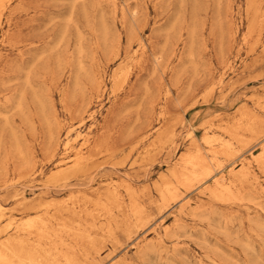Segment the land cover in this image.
Masks as SVG:
<instances>
[{
    "label": "rangeland",
    "instance_id": "rangeland-1",
    "mask_svg": "<svg viewBox=\"0 0 264 264\" xmlns=\"http://www.w3.org/2000/svg\"><path fill=\"white\" fill-rule=\"evenodd\" d=\"M3 1L0 166L8 169L0 175V226L41 211L26 209L30 204L55 203L49 225L51 232L61 231L39 240L30 235L25 255L40 264H66L59 258L67 252L78 256L74 264H264V192L258 191L264 188V165L256 160L260 149L251 133L239 131L245 134L239 146L252 178L240 183L263 208L221 203L201 188H182L184 198L165 207L157 190L172 179L191 137L204 149V124L213 125L211 134L229 138L222 127L241 112L264 119V0ZM123 67L128 72L122 86ZM94 77L102 82L95 84ZM196 91L200 95L193 97ZM160 109L167 117L159 127L174 136L151 153L155 137L137 141L158 124ZM19 142L22 154L16 151ZM75 155L89 158L86 170L67 171L50 182L57 169H70ZM72 196L80 201H70ZM85 247L93 252L88 257L82 255Z\"/></svg>",
    "mask_w": 264,
    "mask_h": 264
},
{
    "label": "bare ground",
    "instance_id": "bare-ground-1",
    "mask_svg": "<svg viewBox=\"0 0 264 264\" xmlns=\"http://www.w3.org/2000/svg\"><path fill=\"white\" fill-rule=\"evenodd\" d=\"M5 1V0H4ZM3 1V2H4ZM18 4V3H17ZM1 21V20H0ZM247 42V40H246ZM248 43V42H247ZM146 48V47H145ZM143 48V49H145ZM240 48V47H239ZM142 49V50H143ZM161 49V48H159ZM172 49V47H171ZM175 49V48H173ZM243 49V48H242ZM155 50V49H154ZM183 50V49H182ZM193 50V49H192ZM178 51V50H177ZM184 51V50H183ZM138 52V51H137ZM166 52V51H165ZM145 53V52H144ZM157 53V52H156ZM169 53V52H168ZM179 53V52H178ZM174 56H175V52H173ZM223 54V53H222ZM143 55V52L142 54ZM166 55V53L164 54ZM180 55V54H179ZM157 56V55H156ZM200 56V55H199ZM228 56V55H227ZM176 57V56H175ZM182 57V56H180ZM210 57V56H209ZM219 57V56H218ZM217 57V58H218ZM222 57V56H220ZM219 57V58H220ZM141 58V57H140ZM169 58V57H168ZM172 58V57H171ZM165 59V58H164ZM184 60V59H183ZM227 60V59H226ZM159 61V60H158ZM230 61V60H229ZM231 62V61H230ZM134 63V62H133ZM137 63V62H136ZM160 63V62H159ZM178 63V61H177ZM181 63V62H180ZM135 64V63H134ZM213 64V63H212ZM136 65V64H135ZM161 65V64H160ZM166 65V64H165ZM179 65V64H178ZM137 66V65H136ZM172 66V65H171ZM215 66V65H214ZM213 66V67H214ZM166 67V66H165ZM168 67V65H167ZM174 66H172L173 68ZM191 67V66H190ZM122 68V67H121ZM133 68V67H132ZM171 68V67H170ZM215 68V67H214ZM123 69H125L123 67ZM122 69V71H123ZM137 69V68H135ZM175 69V68H174ZM177 69V68H176ZM198 69V67H197ZM128 70V69H127ZM180 70V69H179ZM187 70V69H186ZM215 70V69H214ZM218 70V69H217ZM120 71V70H118ZM121 71V74L119 75V79L121 80L120 83H122V86L124 85L123 82L126 78V69L122 72ZM166 70L164 69V72ZM174 71V70H172ZM171 71V72H172ZM176 71V70H175ZM132 72H135L132 71ZM161 72V71H160ZM167 72V71H166ZM210 72V71H209ZM155 73V72H154ZM188 73V72H187ZM196 73V72H195ZM215 73V72H214ZM114 75L116 74L113 73ZM130 74V73H129ZM161 74V73H160ZM159 74V75H160ZM210 74V73H209ZM117 75V74H116ZM178 75V74H177ZM224 75V74H223ZM171 76V75H170ZM176 76V75H175ZM171 78V77H170ZM195 78V77H194ZM95 79V77H94ZM162 79V77H161ZM173 79V78H171ZM186 79V78H185ZM221 79V78H220ZM165 80V79H164ZM217 80V79H216ZM30 82V80H28ZM27 81V83H29ZM92 81L95 82V84L97 83H101L102 80H99L98 77ZM117 77H113L112 80H111V86H110V94L111 96L114 94V89H115V82H117ZM126 81V80H125ZM194 81V80H192ZM158 82V81H157ZM161 82V81H160ZM249 82V81H248ZM125 83V82H124ZM181 83V82H180ZM193 83V82H192ZM218 83V82H217ZM221 83V81H220ZM219 83V85H220ZM30 84V83H29ZM28 84V85H29ZM156 84V83H155ZM163 84V83H162ZM211 84V83H210ZM213 84V83H212ZM216 84V83H215ZM261 84V83H260ZM31 85V84H30ZM158 85V84H157ZM184 85V84H183ZM218 85V84H217ZM216 85V86H217ZM218 85V86H219ZM96 86V85H95ZM94 86V87H95ZM107 84H103L101 87H106ZM119 86V85H118ZM120 86V88L122 87ZM163 86V85H162ZM160 86V87H162ZM165 86V85H164ZM167 86V85H166ZM173 86V85H172ZM186 86V85H185ZM215 86V85H213ZM223 86V84H222ZM93 87V88H94ZM98 87L99 84H98ZM225 87V86H224ZM118 88V87H117ZM119 88V89H120ZM158 88V87H157ZM192 88V87H191ZM210 88V87H208ZM212 88V87H211ZM210 88V89H211ZM214 88V87H213ZM220 88H222L220 86ZM118 89V90H119ZM167 89V88H166ZM190 90V88H188ZM205 89V88H204ZM215 89V88H214ZM213 89V90H214ZM101 90V88H100ZM150 90V88H149ZM165 90V89H164ZM194 90V88H193ZM209 89L205 90L206 92L208 91ZM153 91V90H152ZM162 91V90H161ZM167 91L168 93L171 94V92H169L168 90H165ZM177 91V90H176ZM179 91V90H178ZM211 91V90H210ZM155 92V91H153ZM167 92H166V95H167ZM192 92V91H191ZM214 91H211L208 93H212ZM116 93H117V89H116ZM197 93V95L195 94ZM194 94L195 95H192L193 97L195 96H198L200 94H198V92L196 91ZM201 93V92H200ZM92 94V93H91ZM169 94V95H170ZM177 94V93H176ZM202 94H207V93H203ZM201 94V95H202ZM117 95V94H115ZM152 95V94H151ZM163 95V94H162ZM179 95V94H178ZM188 95V94H187ZM157 96V95H156ZM165 96V95H164ZM209 96V95H208ZM115 97V96H114ZM179 97V96H178ZM193 97H191V100L193 101ZM202 98L204 97L201 96ZM207 97V96H206ZM205 97V98H206ZM161 98V97H160ZM151 99V98H150ZM162 99V98H161ZM165 99V98H164ZM177 99V97H176ZM195 99V98H194ZM198 99V98H197ZM156 100V99H155ZM160 100V99H159ZM259 100V99H258ZM152 101V100H151ZM169 101V100H168ZM197 101V100H196ZM259 101H262V97ZM156 102V101H155ZM155 102H152L155 104ZM158 102V101H157ZM178 102V101H177ZM183 103V101H181ZM195 102V101H194ZM152 103H151V107H152ZM198 103V102H197ZM256 103V102H255ZM22 104V103H20ZM153 104V105H154ZM173 104V103H172ZM176 104V103H175ZM190 104V103H189ZM195 104V103H193ZM162 103H160L159 106H161ZM184 105V104H183ZM196 105V104H195ZM88 106V105H87ZM157 106V105H155ZM163 106V105H162ZM264 106V104H263ZM151 107L149 109H151ZM164 107H167V106H164ZM188 107V106H187ZM258 107H260L258 105ZM161 108V107H160ZM264 108V107H263ZM262 108V109H263ZM88 109V108H87ZM153 109H154V106H153ZM152 109V111H154ZM162 109V108H161ZM160 109V110H161ZM256 109V108H255ZM261 109V107H260ZM167 110V109H166ZM243 110V109H242ZM252 110V109H251ZM150 111V110H149ZM246 112V110H244ZM262 111V110H261ZM239 112V111H238ZM250 112V111H249ZM248 112V113H249ZM88 113V112H87ZM164 113L165 111L163 112L162 110L159 111V114H158V124L156 125H153L152 127H150L142 136L139 137L137 143H146L147 141H149L151 139V137H155L154 139L152 138L151 142L149 143V146H152V148L149 150L150 152L156 148H159V147H162V145L164 143H166L167 140H169L168 138L173 135L172 132H169L170 133H167V131L165 130H162L161 127H159V125L161 124L162 122V119L164 118ZM167 113V112H166ZM251 113V112H250ZM249 113V114H250ZM256 113V112H255ZM140 114V113H139ZM227 114V112H226ZM242 112H241V117H238L236 119H233L234 121L230 122L229 123V126L227 125V127L223 126V131L224 133L228 134L229 135V138H226L224 136H222V134L216 136L215 134H212L209 132L210 129H212L210 124H204V131H205V134L202 138V144L204 146V149H202L199 141H197V138L196 137H191V140H190V143H189V147L186 151L183 152V154H181L179 160L178 161V169L177 170H173L171 172V176L172 179H168V180H164L163 182H159L160 184L158 185L157 187V190L159 192V197H160V203L163 204L165 207H172V204L179 201L180 200V197L182 196V193H179L181 192V189L184 188L185 191H192V190H195V189H198V188H201V190L199 191L201 194H208L210 197H214L217 201L219 202H224V203H230V204H233L235 206V204H238V205H241L242 206H256V205H259L260 204V201H256L257 197L254 196V195H249L247 194L246 192H244L242 190V185H241V179L244 180L246 179L245 181H252V178L251 176L249 175V172L248 170L246 171V166L248 164V162H250L247 158V157H242L243 156V152H241V147L239 146V143L240 141L242 140L241 139V136H244L242 135L241 133H239V131L241 130H244V131H248V133H251L255 140L252 139V137H248V134H247V137L248 138H251L252 141L256 142L258 145H259V154H258V157L256 158V160L258 161L259 164H263L264 165V119L262 118H257L256 119H248L246 117H244V114L242 116ZM248 114V115H249ZM85 115V114H84ZM247 115V114H246ZM30 116V115H29ZM91 116V113L90 115ZM148 116V115H147ZM146 116V118H147ZM152 116V114H151ZM173 116V115H172ZM236 116V115H235ZM255 116V115H253ZM28 117V116H27ZM153 117H154V113H153ZM167 117V116H166ZM165 117V118H166ZM169 117V116H168ZM220 117V116H219ZM249 117V116H248ZM260 117V116H259ZM263 117V116H262ZM155 118V117H154ZM164 118V119H165ZM226 118V117H225ZM28 119V118H27ZM163 119V120H164ZM227 119V118H226ZM32 120V119H31ZM81 121L84 120L83 118V115L82 117L80 118ZM143 120V119H142ZM152 120V119H151ZM30 121V120H29ZM146 121V120H144ZM171 121V120H170ZM180 121V120H179ZM177 121V122H179ZM183 121V120H182ZM229 121V118L228 120ZM84 122V121H83ZM148 122V121H147ZM169 122V121H168ZM145 123V122H144ZM151 125H152V122H150ZM170 123V122H169ZM224 123V121L222 122ZM221 123V124H222ZM147 124V123H145ZM176 124V123H175ZM181 125V124H180ZM223 125V124H222ZM150 126V125H149ZM147 126V127H149ZM162 126H165L163 125L162 123ZM172 126V124H171ZM217 126V125H216ZM221 127V126H220ZM191 128V127H190ZM218 128V127H217ZM163 129H165V127H163ZM218 130V129H216ZM214 130V131H216ZM218 132V131H217ZM220 132V130H219ZM243 132V131H242ZM133 133V132H132ZM190 133V132H189ZM188 133V134H189ZM139 134V132H138ZM217 134V133H216ZM184 135V134H183ZM250 135V134H249ZM174 136V135H173ZM192 136V135H191ZM202 136V135H201ZM196 138V139H195ZM85 141H84V145L86 146H90L91 145V139L90 137L88 136V138H84ZM134 140V139H133ZM95 141V140H94ZM170 141V140H169ZM173 142V141H172ZM250 143V142H249ZM18 144V143H17ZM16 146L20 148H18V150L16 151H19L23 152V150L25 151V149L22 150V148L19 146L20 145V142L19 144ZM170 144V143H169ZM148 145V144H146ZM256 145V144H255ZM65 146L69 147L70 146V143L69 142H66L65 143ZM137 146V145H136ZM139 146V145H138ZM206 146V147H205ZM15 147V146H14ZM16 147V148H17ZM82 147V146H81ZM85 147V146H84ZM146 147V146H145ZM169 147V145H168ZM176 147V146H175ZM187 147V146H186ZM185 147V148H186ZM244 147V146H243ZM57 148V147H56ZM91 148H94L93 146H91ZM142 148V146H141ZM165 148V147H164ZM167 148V147H166ZM136 150L134 151H137V148H135ZM143 149V148H142ZM173 149V148H172ZM13 150V149H12ZM10 150V151H12ZM183 150V149H182ZM139 151V150H138ZM143 150H141V153H142ZM176 151V150H175ZM13 152V151H12ZM93 152V151H92ZM148 152V151H146ZM6 153V156L8 155L7 151L5 152ZM16 153V152H15ZM14 153V154H15ZM152 153V152H151ZM160 153V152H159ZM253 153V152H252ZM18 156H20L21 158V154L20 153H17ZM16 154V155H17ZM20 154V155H19ZM27 154V153H26ZM75 154V153H74ZM11 155V154H10ZM9 155V156H10ZM143 155V154H142ZM253 155V154H252ZM4 155V157H6ZM7 156V160L8 157ZM28 156V155H27ZM32 156V155H31ZM54 156V155H53ZM11 157V156H10ZM33 157V156H32ZM15 158V157H14ZM12 158V160L14 159ZM23 160L25 158V156L22 157ZM29 158V156H28ZM52 158V157H51ZM139 158H141L139 156ZM5 159V158H4ZM18 159V157H17ZM26 159V158H25ZM73 161L70 163V169L68 170H58L57 169V172L55 171V173H52L50 174L49 176V179L48 177H46V179H48L50 182H55L57 181L58 179H60L62 176H64L66 173H68L67 171H72V172H80V171H83V170H86L84 168H86V164L88 162V157H84L82 155H75V158H72ZM177 159V158H176ZM175 159V160H176ZM3 160V159H2ZM6 160V159H5ZM6 160V161H7ZM33 160V159H32ZM21 161V159H20ZM25 161H28L25 160ZM24 161V163L26 164V162ZM239 161V162H238ZM253 161V160H252ZM4 162V160H3ZM35 162V161H34ZM32 162L34 165L35 163ZM238 162V164H236ZM10 163V162H9ZM22 162H19L18 165H23L24 163L20 164ZM29 163V161H28ZM14 164V163H12ZM59 165V163H58ZM174 165V164H173ZM173 165L170 167H173ZM239 165V167H238ZM8 166V165H7ZM7 166H5L7 168ZM26 166V165H24ZM22 166V167H24ZM28 166V165H27ZM153 166V165H152ZM255 166V165H254ZM3 165L2 167L0 166V175H5V172H6V168H5ZM17 167V166H16ZM32 167V166H31ZM151 167V166H150ZM169 167V166H168ZM238 167V168H237ZM253 167V166H252ZM35 166L33 168V170H35ZM177 168V167H176ZM249 168V167H248ZM8 169V168H7ZM15 169V167H14ZM62 169V168H61ZM169 169V168H168ZM252 169V168H251ZM255 169V168H254ZM20 171L18 168L15 169V171L17 172ZM33 170L31 172H33ZM92 170V169H91ZM172 170V168H171ZM31 172H29V174H31ZM97 172V171H96ZM21 174V172H19ZM165 173V172H164ZM28 174V175H29ZM252 174V173H251ZM24 175V173L22 174ZM22 175H19L22 176ZM27 176V175H26ZM168 176V175H167ZM166 176V179L169 177ZM255 176V175H254ZM257 176V175H256ZM169 177V178H170ZM258 178V177H257ZM46 179H45V183H46ZM5 180V179H3ZM160 180V179H159ZM11 181V179L9 180V182ZM154 181V180H153ZM13 182V181H12ZM49 182V183H50ZM244 182V181H243ZM252 183V182H251ZM249 183V184H251ZM4 184H7L6 182ZM11 184V183H10ZM48 184V183H47ZM248 184V182H247ZM259 185V184H258ZM246 186V185H245ZM254 187V185H252ZM246 188V187H245ZM255 188L257 189V187L255 186ZM147 189V188H146ZM251 189V187H250ZM260 190L259 193L261 192H264V188L262 186H260L259 188ZM252 190V189H251ZM114 191V190H113ZM256 191V190H255ZM257 191V192H258ZM186 192V193H187ZM115 193V192H114ZM185 193V194H186ZM249 193V192H248ZM255 194V193H254ZM206 195V196H208ZM263 195V194H262ZM260 195V196H262ZM112 196V194H111ZM78 197V196H77ZM184 198V195L182 196ZM82 199V197H80ZM117 198V197H116ZM116 198H113L116 200ZM90 199V198H89ZM88 199V200H89ZM199 199V198H198ZM57 200V199H56ZM70 201H73L75 204L78 203L80 200L79 198H76L75 196H72L70 197L69 199ZM82 200H87V198L85 199H82ZM258 200V199H257ZM87 202V201H86ZM213 202H216L213 200ZM32 203V202H31ZM209 203V202H208ZM218 203V202H217ZM28 204V203H26ZM25 204V206H26ZM55 204V203H54ZM53 204V205H54ZM202 204V203H201ZM39 206H35V205H29L28 207H26V209H29L30 206H33V208L37 211H39V209L41 211L37 212L35 215L31 216L30 218L28 217L27 219H25L23 222L21 223H9L6 227H3V226H0V264H40L34 257H32L31 255H25L24 251H25V247H26V241H27V238L30 237V235H35L39 237H43L48 234L47 236H49V234L52 235L56 233V231H53V227L51 225H49V223L51 222L50 220L52 218H54V215L51 213L50 209H52V206L53 205H46V204H43L41 205V203L38 204ZM58 205V204H57ZM79 205V204H78ZM206 205V204H205ZM211 205V203H210ZM261 205V204H260ZM35 206V207H34ZM55 206V205H54ZM73 206V205H72ZM71 206V207H72ZM162 206V205H160ZM183 206V204L181 205ZM204 206V205H203ZM209 206V205H208ZM232 206V205H231ZM262 206V205H261ZM51 207V208H50ZM58 207V206H57ZM56 207V208H57ZM163 207V206H162ZM164 208V207H163ZM201 208V207H200ZM246 208V207H245ZM260 208V207H258ZM263 208V206H262ZM31 209V208H30ZM29 209V210H30ZM34 210V211H35ZM53 210V209H52ZM54 210H55V207H54ZM72 210V209H71ZM75 210V209H74ZM73 210V211H74ZM81 210V209H79ZM78 210V211H79ZM194 210V209H193ZM1 211H2V205L0 204V219H1ZM27 211V210H26ZM58 212V211H57ZM139 212V211H138ZM58 214V213H57ZM200 215V214H199ZM201 218V217H200ZM229 218V217H228ZM254 218V217H252ZM208 219V218H207ZM2 220V219H1ZM258 222V221H257ZM228 223V222H227ZM253 223V221H252ZM261 223V222H258V224ZM51 224V223H50ZM256 224V226L258 225ZM262 224V223H261ZM260 225V224H259ZM227 226V225H226ZM262 227V225H261ZM63 228V227H62ZM137 228V227H136ZM258 228V227H257ZM74 229V228H73ZM228 229V228H227ZM254 230V229H253ZM262 230V228L260 229ZM65 231V230H63ZM252 231V229H251ZM67 232V231H66ZM256 232V231H255ZM254 232V233H255ZM260 232V231H258ZM262 232V231H261ZM58 233H61L58 232ZM55 234V236H60L61 234L58 235ZM65 233V232H64ZM62 233V234H64ZM69 233V232H68ZM68 235V234H67ZM70 235V233H69ZM260 235V234H259ZM258 235V236H259ZM257 236V235H255ZM261 236V235H260ZM259 236V237H260ZM46 237V236H45ZM31 238V237H30ZM36 238V239H37ZM50 238V237H49ZM53 238V237H52ZM51 238V239H52ZM58 238V237H57ZM48 239V238H47ZM67 238H65L64 240H66ZM39 240V238H38ZM36 240V241H38ZM60 240V239H59ZM248 240V239H247ZM32 241V240H31ZM43 241V240H42ZM76 242H79V241H76ZM250 242V240H249ZM248 242L247 244V247H253L252 245H250ZM263 242V241H262ZM33 243V242H32ZM41 243V242H40ZM43 243V242H42ZM57 244H59L58 242H56ZM62 243V242H61ZM68 243V242H67ZM91 243V242H90ZM31 244V243H30ZM64 244V243H63ZM73 243H71V245H69L70 247L72 246ZM50 245V244H49ZM52 245V244H51ZM62 245V244H61ZM74 245V244H73ZM79 245V244H78ZM246 245V244H245ZM54 247V245H53ZM57 247V245H56ZM84 247V246H83ZM31 248V247H30ZM86 248V247H85ZM90 248V247H89ZM88 247L86 249H84L83 251V256L84 257H88V253L89 252H92L90 251ZM48 249V248H46ZM56 248L54 247V250ZM70 249V248H69ZM82 250V248H80ZM94 249V247H93ZM92 249V250H93ZM61 250V249H60ZM66 250V249H65ZM71 250V249H70ZM80 250V251H81ZM96 250V249H95ZM42 251V250H41ZM50 251V250H49ZM97 251V250H96ZM63 252V251H62ZM73 252V250H72ZM95 252V251H94ZM59 253V252H58ZM93 253V252H92ZM97 253V252H95ZM37 254V253H36ZM80 254V253H79ZM74 255L76 254H69V252L67 253H62L60 254V258L59 259H62L66 262V264H74V261L76 260V258L78 257L76 255V257H74ZM50 257V256H49ZM53 258V257H52ZM55 259V258H54ZM56 260V259H55Z\"/></svg>",
    "mask_w": 264,
    "mask_h": 264
}]
</instances>
